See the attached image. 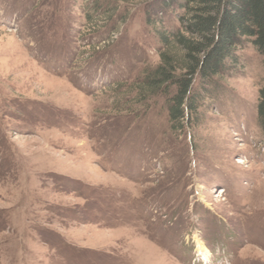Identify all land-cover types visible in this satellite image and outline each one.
<instances>
[{"label": "rangeland", "instance_id": "obj_1", "mask_svg": "<svg viewBox=\"0 0 264 264\" xmlns=\"http://www.w3.org/2000/svg\"><path fill=\"white\" fill-rule=\"evenodd\" d=\"M153 7L0 0V264H264L262 56L173 130Z\"/></svg>", "mask_w": 264, "mask_h": 264}, {"label": "trees", "instance_id": "obj_2", "mask_svg": "<svg viewBox=\"0 0 264 264\" xmlns=\"http://www.w3.org/2000/svg\"><path fill=\"white\" fill-rule=\"evenodd\" d=\"M168 11L176 13V31L161 18H146L159 44V64L143 75L140 91L166 95L169 123L180 131L196 126L223 97V81L241 68L243 46L250 44L264 65V0H154L152 14ZM255 110L264 130V77Z\"/></svg>", "mask_w": 264, "mask_h": 264}, {"label": "bare ground", "instance_id": "obj_3", "mask_svg": "<svg viewBox=\"0 0 264 264\" xmlns=\"http://www.w3.org/2000/svg\"><path fill=\"white\" fill-rule=\"evenodd\" d=\"M237 163L241 164V163H244V162L241 159H239L237 161ZM197 250H198V253H202V254L204 253V251H206V249H204V247L202 245H200V244L197 246Z\"/></svg>", "mask_w": 264, "mask_h": 264}]
</instances>
